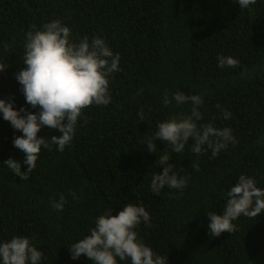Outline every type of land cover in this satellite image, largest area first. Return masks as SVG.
Wrapping results in <instances>:
<instances>
[{
  "label": "trees",
  "instance_id": "trees-1",
  "mask_svg": "<svg viewBox=\"0 0 264 264\" xmlns=\"http://www.w3.org/2000/svg\"><path fill=\"white\" fill-rule=\"evenodd\" d=\"M56 19L74 42L103 38L119 53L121 71L110 79L108 106L84 109L86 122L78 121L71 144L62 152L42 148L27 180L3 165L11 157L27 170L13 145L22 132L0 113V241L28 237L42 252L39 264H93L84 255L72 259L68 246L90 234L99 215L133 203L151 217V226L135 229L139 239L167 264H264V211L240 216L237 230L220 236L210 235L207 215L223 213L240 175L264 188V0L245 9L236 0H0V98L14 100L16 109L39 111L26 103L15 74L25 67L26 33ZM221 55L239 64L221 68ZM177 91L201 94L198 126L227 127L237 143L216 156L210 148L194 154L191 138L178 154L159 139L155 154L147 151L160 122L191 114V102L172 99ZM61 134L43 126L38 136ZM165 153L187 187L165 186L157 195L150 185ZM61 195L66 203L57 211L51 204Z\"/></svg>",
  "mask_w": 264,
  "mask_h": 264
},
{
  "label": "clouds",
  "instance_id": "clouds-1",
  "mask_svg": "<svg viewBox=\"0 0 264 264\" xmlns=\"http://www.w3.org/2000/svg\"><path fill=\"white\" fill-rule=\"evenodd\" d=\"M240 9L254 5L256 0H236ZM26 33L24 56L25 67L16 74V80L21 85L25 101L38 112H30L26 108L13 107L14 100L0 98V113L13 129L22 132V135L13 139L14 147L23 154V163L26 171H21V163L11 157L3 161L12 173L27 180L29 174L36 168V161L41 149L51 150L52 145L57 151H63L71 144L77 123L84 117V109L96 106H108L112 97L110 94V79L114 72L121 71L119 67V53H113L106 41L100 36L91 41L87 36L74 42L71 29L62 24L59 19L42 25ZM237 59L231 56H219L218 66L236 68ZM5 68V62H0V71ZM172 99L177 104L191 102V114H180L167 121L160 122L153 133V138L146 142L147 151L154 153L157 150L155 140L166 142L172 152L181 153L191 138L194 143L191 151L200 155L207 148L216 156L228 143H237L227 127L215 128L211 124H197L203 119L198 110L203 104L201 94L185 95L181 91L173 94ZM167 91L163 97V104L169 105ZM220 108V105H217ZM224 119L231 113L221 109ZM23 113V115H21ZM140 121H144L143 112L138 113ZM46 126L56 129L61 135H52L50 140L39 137L41 128ZM206 146V147H205ZM170 155L165 153L156 161L163 166L160 173L152 176L151 191L159 194L165 186L183 190L187 187V178L177 176L175 167L167 163ZM197 171L198 165L192 164ZM75 196V193H73ZM66 203L65 197L53 201L51 206L62 211ZM264 211V188L257 187L254 178L240 175L238 181L227 192V202L222 214L214 211L207 212L211 236H220L224 232L233 233L237 230L233 221L240 216L256 218ZM151 226V217L143 206L126 203L122 210L115 215L112 212L99 215L90 234L85 235L69 248L72 259L81 255L90 259L93 264H118L130 259L131 264H167V258L157 255L143 243L135 229L141 224ZM42 252L32 245L30 239L24 236H14L10 240L0 241V264H39Z\"/></svg>",
  "mask_w": 264,
  "mask_h": 264
}]
</instances>
